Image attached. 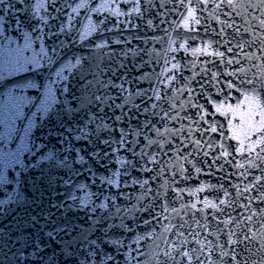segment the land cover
<instances>
[{"label": "water", "instance_id": "water-1", "mask_svg": "<svg viewBox=\"0 0 264 264\" xmlns=\"http://www.w3.org/2000/svg\"><path fill=\"white\" fill-rule=\"evenodd\" d=\"M0 264H264V0H0Z\"/></svg>", "mask_w": 264, "mask_h": 264}]
</instances>
